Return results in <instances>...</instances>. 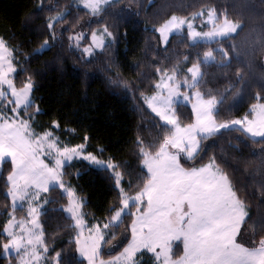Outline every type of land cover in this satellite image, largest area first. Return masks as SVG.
<instances>
[{"label": "trees", "instance_id": "16d2710c", "mask_svg": "<svg viewBox=\"0 0 264 264\" xmlns=\"http://www.w3.org/2000/svg\"><path fill=\"white\" fill-rule=\"evenodd\" d=\"M61 9L67 12L49 28L48 18ZM200 9L237 21L240 28L213 41L192 42L185 32L161 41L156 30L161 23ZM81 25L87 30L104 25L112 39L85 55L70 42V34ZM0 37L13 50L17 83L26 78L33 83L32 98L40 109L34 122L38 130L52 129L67 144H84L87 151L109 157L128 193L140 190L148 179L141 148L155 152L170 133L146 104L161 74L182 79L199 64L202 75L196 88L203 97L216 99L213 114L219 122L248 115L252 104L264 103V0H116L97 14L69 0H0ZM46 40L48 45L39 50ZM207 51L214 60L202 61ZM174 113L182 124L193 119L186 103L175 104ZM53 122L59 127L53 128ZM200 145L193 164L215 160L245 206L240 241L258 244L264 239V138L230 127ZM10 170L9 162L0 168V245L6 241L8 213L23 214V209L11 208L7 195ZM63 177L84 198L89 220H105L120 205L108 169L74 161L64 166ZM46 197L40 222L47 256L60 253L59 264H86L76 253L74 218L64 211L68 197L56 186ZM131 218L125 214L113 226L115 236L127 230ZM0 264H16L15 257L2 256L0 248Z\"/></svg>", "mask_w": 264, "mask_h": 264}, {"label": "snow or ice", "instance_id": "6c2138e0", "mask_svg": "<svg viewBox=\"0 0 264 264\" xmlns=\"http://www.w3.org/2000/svg\"><path fill=\"white\" fill-rule=\"evenodd\" d=\"M109 2L110 0H86L84 6L91 9L93 14H97L101 10V5ZM208 15L212 17L214 11H209ZM184 24H187L193 42L199 38H228L229 34L235 33L240 27L225 18L214 31L200 33L194 30L192 23L184 19L178 20L173 16L159 31L164 36L166 32L173 28L179 29ZM51 27L52 23L49 24V28ZM103 34L109 37L112 35L107 28L103 30ZM92 38L97 47H103V39L98 38L96 33L92 34ZM84 52L91 55V48H85ZM8 53L5 42L0 39V166L10 159L13 170L7 177L9 183L7 195L12 199L13 208L17 200L29 199L28 216L31 217V226L25 227L23 221L14 224L15 218L10 219L8 227L5 228L10 239L0 245V248L5 253L13 249L17 254L22 253L19 255V264H38L42 253H47L48 249L44 246L43 232L39 231L40 225L37 220L39 209L32 207L31 202L38 200L41 192L49 190L50 182L58 184L70 197L67 211L72 213L77 226L81 225L82 221L76 212L80 204L75 201L74 192L64 186L61 177L65 162L79 156L84 146L69 148L62 145L52 131L42 135L36 134L29 123L32 117L20 118L21 110L27 112L29 107L35 106L30 99L33 83L29 79L21 88H16L13 80L9 78V74L15 69ZM210 60H214L211 51L204 55V62ZM188 72L191 73L193 83L187 86L194 88L202 75L199 64H194ZM165 75L169 82L175 81L174 74ZM4 85H7V90ZM156 87L163 88L166 85L162 82ZM175 94L174 89L168 88L167 96L156 95L146 98L152 112L165 125L172 127L170 134L164 138L154 154L141 148L143 164L149 173L142 190L135 196H127L123 189H120L122 207L115 210L112 223L118 226L126 210L130 206H137L139 215L131 226V242L119 256L110 261L99 260V264H136V254L142 249L153 253L158 264H264V239L255 247H246L243 243L237 242L241 223L247 213L244 203L237 197L227 176L216 166L215 160L211 159L199 168H185L181 164L182 154L187 160H195L201 151L200 141L217 134L221 129L241 125V130L245 134L264 138V104L253 107L255 118L252 120L245 118L216 124L213 119L216 99L202 100L200 93L196 92L198 103L193 105L195 123L181 127L172 111ZM183 98L188 100L187 95ZM5 102L9 107H5ZM222 102L221 100L220 103ZM39 111V107L36 106V112ZM58 127L59 124L53 122V128ZM41 157H51L54 161L53 166L50 167ZM84 159L105 170H114L116 167L91 154L84 156ZM114 175L116 185L119 187L122 182L121 174L115 172ZM30 189H35L31 195ZM145 203L146 207L142 211L138 205ZM12 227H19L21 233L10 231ZM108 227L110 224L104 225V228ZM102 239L103 236L99 233L96 236L90 233V243L85 241L81 244L79 239L76 240L80 256L87 260V264H97L99 241ZM176 241L183 243V255L173 259V243ZM59 257L60 253H56L53 258L55 264H59Z\"/></svg>", "mask_w": 264, "mask_h": 264}, {"label": "rangeland", "instance_id": "374dc122", "mask_svg": "<svg viewBox=\"0 0 264 264\" xmlns=\"http://www.w3.org/2000/svg\"><path fill=\"white\" fill-rule=\"evenodd\" d=\"M113 1H116V0H110L109 3L113 2ZM69 2L71 4H74V5L78 6V7H82L83 9H85L90 14H93L92 11H91V9L86 8L84 6V4L86 3V0H69ZM106 5L107 4H102L101 5V9L103 7H105ZM209 11H213V10H211V9H200V10L196 11L195 13H193L191 15H188V16H176V15H173V16L177 17L178 20L179 19H184V20L192 23L193 28H194L195 31L200 32V33H206V32L214 31L215 28L218 27L220 24H222L223 21H224V19H225L224 16L218 17L215 12H214V15L212 17H209V15H208ZM66 12H67V9H61V10L55 12L53 15H51L48 18L49 19V24L52 23L53 26H54V23L57 20V17H62ZM173 16H171V17H173ZM171 17H169L167 20H165L163 23H161L157 27V29H156L157 32L160 35L161 41L163 43H165L167 41L168 37L172 33H175V32H185L187 34L189 40L193 42V40L189 36V31L190 30L188 29L187 24L182 25L179 29L173 28L171 31L166 32L165 35L162 36V34H161V32L159 30L163 27V25L166 22H168L170 20ZM228 20L240 26V23L239 22L234 21V20H231V19H228ZM105 28L106 27L104 25H102V26H95L92 30H87V28L84 25H81L77 30H75L74 32H72L70 34V37H72V39H70V42H71V44L74 47L78 48L85 55H89L88 53H85L84 52V49L85 48H91V53H93L96 50L101 49V47H97L95 45V43L93 41V38H92V34L93 33H96L98 38H102L103 39V46L112 39V36L109 37V36L103 34V30ZM51 34L54 37L57 35V33L54 34L53 31H51ZM232 34H234V33H231L229 35H232ZM165 36H166V39H165ZM85 37H87V42L84 41L85 40L84 39ZM76 38H79V39H76ZM0 39H2V38L0 37ZM217 39H221V37H215V38H199V39H197V41H213V40H217ZM3 41L5 42L8 50H9L8 55H9V58L11 59V61H12V66L15 69L14 72H12V73L9 74V78L13 80V83L16 86V88L19 89L25 83H27L29 81V79L26 78L24 81H22V84H18L17 83V79H16L17 67H16V65H15V63L13 61V50L7 44V42L5 40H3ZM45 42H47V45H48V41L46 40ZM45 42L42 43V45L39 47V50H41L42 48L46 47L45 46ZM207 52H209V51H207ZM204 55L202 56V61H204ZM213 57H214V54H213ZM210 61H212V60H210ZM165 74H167L168 76L173 75V73H163V74H161L159 80L156 83V86L158 84H161L163 82V84L166 85V87L157 88L155 86V89L150 94H148L146 96V98H150V97L156 96V95L167 96L168 95V88L174 89L176 94L173 96L172 111L174 112V106H175V104H177V103H186V104H188L190 106V108L192 110L193 119H192V121L190 123L182 124V123H180L177 120V117H176L175 113H174V118L178 121V123H179V125L181 127H185L187 125H190V124L195 123L196 116H195V113L193 111V105L198 103V98L196 97L195 93L196 92H199V91L196 88V86L194 88H190V87L187 86V85H190V84L193 83L192 80H191V73H189V72L186 73V75L182 79H178L175 76V81L174 82H169L167 80V76ZM185 81H187V84H185ZM176 85H179V87L177 88ZM4 88L7 90V85H4ZM184 95H187L188 96V100H184V98H183ZM200 98L202 100H208V99H210L212 97H203L202 94L200 93ZM30 99L33 101V103H34L35 106L29 107V109L27 110V112L21 110L20 111V118L21 119H28L29 116L32 117V119L29 121V123L31 124V128H32V131L34 133L42 135L45 132L52 131L53 132V135L59 139V141H60V143L62 145H65V146H67L69 148L77 147V146H80V145H83L84 146L83 147V151L81 152V154L79 156H74L71 161H66L65 162V165L71 164L74 161H84L85 163H87L91 167L101 168V167L93 164L90 160L84 159V156H87L89 154H91L93 156H96L98 159L104 161L105 163H112V164L115 165L114 161L111 160L109 157H107V158L99 157L96 154H94L93 152L87 151L85 149V145L84 144L70 145V144L65 143L62 139L59 138V136L52 129H49L48 128V129H44V130H38V128L34 124V122L36 121V114H37V112H36V106L37 105H36V103L34 102V100L32 98V92L30 93ZM146 104H147V102H146ZM261 104H264V103L263 102H260V101L255 102L249 108L250 114L249 115H245V116L240 117V118H235V119H232V120L220 121L219 122V121H217L215 119L214 114H213V119L215 120L216 124L230 123L233 120H244L245 118H247L248 120H252V119L255 118V112L253 111V107L254 106H259ZM147 106H148V104H147ZM5 107H9L7 105V102H5ZM258 110L259 109L257 107V111ZM214 111H215V109H214ZM214 111H213V113H214ZM168 126H169V128L171 130V127L172 126L171 125H168ZM232 127L241 128V125H235V126H232ZM221 130H223V129H221ZM248 135L251 136L250 134H248ZM253 138H258V137H253ZM158 149L156 151H158ZM170 151H175V150L174 149H170ZM155 152H153L152 154H154ZM41 158L44 159V162L47 163V164H49L50 167L53 166L54 161L52 160L51 157H41ZM143 159H144V157L142 158V166L145 169V171L147 172V175H148V178H149V173L147 171V168L143 164ZM209 161L205 162L204 164L197 165V164H193V160H187L183 156V154L181 155V164L185 168H191V167H197V168H199L202 165L207 164ZM8 162H9V164L11 166V170L8 173V175H9L12 172V170H13V166H12V164L10 162V159H9ZM0 168H1V166H0ZM63 169H64V167L62 168V173H63ZM108 171H109V173H110V175H111V177L113 179V185L116 187V190L118 191V193L120 195V205L115 209V210H119L122 207V203H121L122 195H121V191H120L121 188L123 189V192L127 196H135L137 194V192H139V191L142 190L143 187L140 190H138V191H136L134 193H128L127 191H125L124 184H123V175L121 174L120 170L117 167H115L114 170L113 169H108ZM115 172H119L121 174V177H122V182H121V184H120L119 187H117L116 182H115V175H114ZM61 180H62V182H63V184H64L65 187L70 188V190L74 192V194H75V201L76 202H79V204H80V207L77 208L76 212L80 216V219L82 221L81 225L80 226H77V222L74 219V223L77 226V234H76V237H75V246H76L77 256L80 257V258H83V257L80 256V253L78 251L79 245H77L76 240L79 239L80 242H81V244H83L85 241H88L90 243V240H89L90 233H91L92 236H96L97 233H99L100 235L103 236V239L99 241V245L100 246H99V257H98L97 264H99V260L110 261L114 257L119 256L123 252L124 248L127 247V245L131 242V239H132V228H131V226H132L133 221L136 219V216L139 215V213H137V206H130L129 209L126 210L125 214H130L131 217H132L131 220H130V223H128V227H127V230L126 231L120 232V233H118L115 236V232H114L115 229L113 228V226H115V224L112 223V216L115 215V210L105 220H96V219L89 220L88 218H86L85 212H84V208H83L84 198L77 193L74 185L68 183L65 180V178L63 177V175L61 177ZM147 180H146L145 184L147 183ZM52 186L58 187L59 189H61V191L63 193L66 194V196L68 197V203L64 206V211L69 216H72V213H69L67 211L68 207L70 206V203H69L70 197L68 196V193L65 192L62 188H60L58 184H55L54 185V183L50 182L49 189ZM8 190H9V187H8ZM8 190H7V193H8ZM34 191H35V189H30L29 195H31V192H34ZM47 192H41L39 199L31 202V206L32 207H38V209H39V215L37 216V220H38V223L40 225L39 231H42L41 222H40V213L42 212V210L44 209V207L46 205V202H47L46 193ZM9 199H10V203H11V208L14 209L13 208V202H12V199H11L10 196H9ZM130 204H131V202H130ZM29 206H30L29 199H25L24 201L17 200L15 208H21V209H23V214L22 215H17V214H15V211L14 210L13 211H10L8 213V219H7V221L5 223V226L3 228V233L6 236L5 243H7L8 240L10 239L8 237V235H7V232H5V228L8 227V221L10 219H12L13 217L15 218L14 224L16 222L23 221V222H25V227H30L31 226V223H30L31 222V217L28 216ZM138 207H140L141 210L143 211L145 209V207H146V203L145 204H140V205H138ZM125 214L122 215V219H123V217H124ZM105 224H110V227L104 228V225ZM9 230L10 231H14L17 234H20L21 233V229L19 227H12ZM237 242L242 243L240 241V239H239V235L237 237ZM258 245H259V242H258V244L253 245V246H248V245H245V246L246 247H255V246H258ZM44 246H45V244H44ZM19 255H22V253L21 254H17L14 249L11 250L8 253H5L3 251V249H2V256H4V257L14 256L15 257V260H16V264H19ZM182 255H183V243L181 241L174 242L173 243V254H172V258L173 259H178ZM55 256H56V254L53 257H48L47 256V253H42L41 259L39 260L38 264H55V260L53 259ZM135 259H136V264H158V262L155 259L154 254L151 253V252H148L147 250H143V249L136 254V258ZM85 261H86V264H87V260L86 259H85Z\"/></svg>", "mask_w": 264, "mask_h": 264}, {"label": "crops", "instance_id": "0c3cea01", "mask_svg": "<svg viewBox=\"0 0 264 264\" xmlns=\"http://www.w3.org/2000/svg\"><path fill=\"white\" fill-rule=\"evenodd\" d=\"M249 115V114H248ZM5 226V225H4ZM4 228V227H3Z\"/></svg>", "mask_w": 264, "mask_h": 264}]
</instances>
